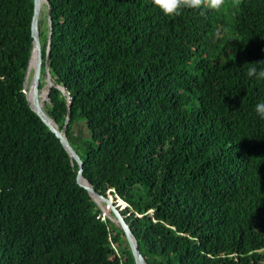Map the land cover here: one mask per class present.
<instances>
[{
	"label": "trees",
	"instance_id": "obj_1",
	"mask_svg": "<svg viewBox=\"0 0 264 264\" xmlns=\"http://www.w3.org/2000/svg\"><path fill=\"white\" fill-rule=\"evenodd\" d=\"M46 1L42 107L147 264H264V80L246 74L264 67V0L178 16L154 0ZM34 11L0 0V264H136L28 98Z\"/></svg>",
	"mask_w": 264,
	"mask_h": 264
},
{
	"label": "water",
	"instance_id": "obj_2",
	"mask_svg": "<svg viewBox=\"0 0 264 264\" xmlns=\"http://www.w3.org/2000/svg\"><path fill=\"white\" fill-rule=\"evenodd\" d=\"M34 4H35V11H34L33 27H32L33 37H34V47H33L31 60L33 56L35 55V66H34L35 69H34V77H33L31 92L29 93L27 91L28 98L31 101L34 109L43 118V120L49 125L51 130L54 131L56 135L60 138L61 142L63 143L65 148L68 150V152L71 154V156L74 157L78 161L80 165V169H79L78 176H77V180L79 184L87 188L93 195L99 196L103 201L108 203L109 208H111L114 211L117 219L120 221L126 233V236L130 243L136 264H147L146 258L139 248L137 237L133 233L131 226L126 221L121 211L114 204L113 196L111 194L110 196H105L103 194H100L93 186L85 183L84 181L85 177L83 174V167H84L83 159L81 158L79 153L75 150V148L69 142L66 131L58 128V126H56L53 123V121L50 119V117L47 115V113L44 111L42 107L41 98H40V81H41V64L43 60V47H42V41H41L40 31H39L40 0H34ZM48 13H50V10H48ZM29 68H28V72H29Z\"/></svg>",
	"mask_w": 264,
	"mask_h": 264
},
{
	"label": "clouds",
	"instance_id": "obj_3",
	"mask_svg": "<svg viewBox=\"0 0 264 264\" xmlns=\"http://www.w3.org/2000/svg\"><path fill=\"white\" fill-rule=\"evenodd\" d=\"M154 4L167 16H178L181 14L182 9L202 10L201 14L204 15L208 10L219 13L237 6L236 4H230L229 0H154ZM228 31L223 26L217 28L214 39L223 40ZM246 74L249 78L257 81L264 80V67H250ZM255 111L261 119H264V102L257 103Z\"/></svg>",
	"mask_w": 264,
	"mask_h": 264
},
{
	"label": "rangeland",
	"instance_id": "obj_4",
	"mask_svg": "<svg viewBox=\"0 0 264 264\" xmlns=\"http://www.w3.org/2000/svg\"><path fill=\"white\" fill-rule=\"evenodd\" d=\"M47 11H48V3L46 0H40V16H39V19H43V29L46 30L47 26H48V14H47ZM34 66H35V56L31 62V65L29 66V72L27 70V79H26V86L28 87V92L30 93L31 92V87H32V82H33V77H34ZM78 125H81V126H78ZM76 128V131L80 133V129L81 128L82 130H84V132L88 135V132H87V128H86V125H85V120L84 119H79V120H76V124H75V127L74 129ZM81 142L76 143V145H80ZM101 205L109 208V204L106 203L105 201L102 203L101 202ZM105 213L104 216H108V213H106L105 211L103 212Z\"/></svg>",
	"mask_w": 264,
	"mask_h": 264
},
{
	"label": "bare ground",
	"instance_id": "obj_5",
	"mask_svg": "<svg viewBox=\"0 0 264 264\" xmlns=\"http://www.w3.org/2000/svg\"><path fill=\"white\" fill-rule=\"evenodd\" d=\"M35 56V55H34ZM34 56H33V58H34ZM33 58H32V60H33ZM32 62V61H31Z\"/></svg>",
	"mask_w": 264,
	"mask_h": 264
}]
</instances>
